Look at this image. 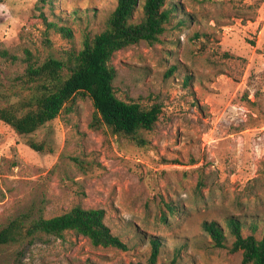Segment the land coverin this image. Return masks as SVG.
<instances>
[{"label":"rangeland","instance_id":"obj_1","mask_svg":"<svg viewBox=\"0 0 264 264\" xmlns=\"http://www.w3.org/2000/svg\"><path fill=\"white\" fill-rule=\"evenodd\" d=\"M138 0L135 20L142 16ZM160 42L116 52V97L161 104L150 143L139 148L105 126L91 128L92 101L76 96L51 123L21 137L0 122V228L27 213L49 219L75 206L102 209L128 251L67 232L0 248V264H147L149 237L164 241L157 264H243L202 228L225 218L264 229V0H174ZM117 0H0V103L14 101L33 61L79 52L105 29ZM46 20V22H45ZM72 30L70 40L46 24ZM172 70V74L169 72ZM34 142L44 147L34 151ZM167 206H172L171 215ZM165 213L166 221H161ZM141 234V236L138 235Z\"/></svg>","mask_w":264,"mask_h":264},{"label":"trees","instance_id":"obj_2","mask_svg":"<svg viewBox=\"0 0 264 264\" xmlns=\"http://www.w3.org/2000/svg\"><path fill=\"white\" fill-rule=\"evenodd\" d=\"M45 2L46 0H40ZM174 0H144L142 16L135 20L138 0H117L105 29L95 35H86L79 52H71L64 58L47 57L44 61H33L29 52L26 67L20 77V89L14 101L0 103V122L16 135H34L45 125L53 122L76 96H87L94 107L91 128L105 126L113 137L124 138L139 148H148L150 143L141 136L151 131L161 115V104L148 108L116 97L114 81L116 70L111 64L114 54L141 42L153 46L167 31L174 13L179 11ZM46 22V20H45ZM63 38L70 40L72 30L47 23ZM172 74V70L169 72ZM34 151L44 147L28 142ZM174 215L172 206H167ZM165 213L161 221H166ZM224 227L228 229L232 243L227 248V235L216 221L204 222L202 228L211 237L213 246L241 252L243 264H264V229L260 239L253 234L243 236L248 227L255 233L259 224L246 223L240 217H227ZM89 239L95 247L115 248L128 251L129 247L118 236L112 234L105 224L102 209H85L75 206L70 211L49 219L32 217L23 213L0 228V248L24 242H32L41 236L61 238L65 233ZM141 236L140 233H138ZM151 246L147 264H157L165 245L162 238L149 237ZM179 251L173 256L176 263Z\"/></svg>","mask_w":264,"mask_h":264}]
</instances>
